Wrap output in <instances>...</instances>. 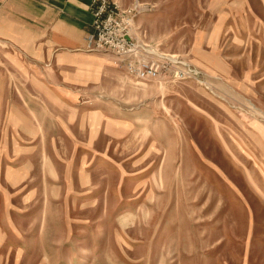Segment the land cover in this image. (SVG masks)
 Returning <instances> with one entry per match:
<instances>
[{"label": "rangeland", "instance_id": "obj_1", "mask_svg": "<svg viewBox=\"0 0 264 264\" xmlns=\"http://www.w3.org/2000/svg\"><path fill=\"white\" fill-rule=\"evenodd\" d=\"M113 1L198 76L0 40V264H264V0Z\"/></svg>", "mask_w": 264, "mask_h": 264}, {"label": "crops", "instance_id": "obj_2", "mask_svg": "<svg viewBox=\"0 0 264 264\" xmlns=\"http://www.w3.org/2000/svg\"><path fill=\"white\" fill-rule=\"evenodd\" d=\"M91 2L92 0H0V40L17 51L38 55L48 56L57 50L76 52L89 49L99 52L91 42ZM136 28L142 40L153 44V40L147 32L140 29L137 21ZM118 67L129 77L121 66Z\"/></svg>", "mask_w": 264, "mask_h": 264}, {"label": "built area", "instance_id": "obj_3", "mask_svg": "<svg viewBox=\"0 0 264 264\" xmlns=\"http://www.w3.org/2000/svg\"><path fill=\"white\" fill-rule=\"evenodd\" d=\"M146 8L147 5L140 2L123 7L113 0H92L94 49L114 55L128 76L140 82L161 81L168 75L174 80L197 77L198 72L193 67L161 53L158 45L138 36L136 20Z\"/></svg>", "mask_w": 264, "mask_h": 264}, {"label": "bare ground", "instance_id": "obj_4", "mask_svg": "<svg viewBox=\"0 0 264 264\" xmlns=\"http://www.w3.org/2000/svg\"><path fill=\"white\" fill-rule=\"evenodd\" d=\"M146 122V121H145Z\"/></svg>", "mask_w": 264, "mask_h": 264}]
</instances>
